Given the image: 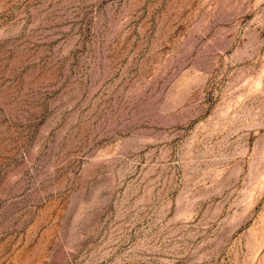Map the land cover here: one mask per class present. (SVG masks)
Segmentation results:
<instances>
[{"label":"rangeland","instance_id":"374dc122","mask_svg":"<svg viewBox=\"0 0 264 264\" xmlns=\"http://www.w3.org/2000/svg\"><path fill=\"white\" fill-rule=\"evenodd\" d=\"M0 264H264V0H0Z\"/></svg>","mask_w":264,"mask_h":264}]
</instances>
